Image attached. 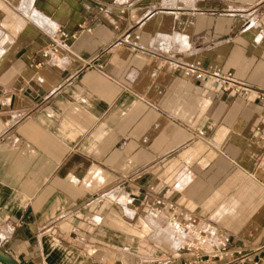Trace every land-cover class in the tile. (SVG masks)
<instances>
[{
    "label": "crops",
    "instance_id": "0c3cea01",
    "mask_svg": "<svg viewBox=\"0 0 264 264\" xmlns=\"http://www.w3.org/2000/svg\"><path fill=\"white\" fill-rule=\"evenodd\" d=\"M258 92L264 0H0V248L20 264H177L193 252L173 216L264 246Z\"/></svg>",
    "mask_w": 264,
    "mask_h": 264
},
{
    "label": "built area",
    "instance_id": "2783aa9c",
    "mask_svg": "<svg viewBox=\"0 0 264 264\" xmlns=\"http://www.w3.org/2000/svg\"><path fill=\"white\" fill-rule=\"evenodd\" d=\"M57 52L58 47L53 44L49 50L43 53V56L48 59ZM183 74L200 83L213 81L216 87H221L225 92L231 90V85L234 84L231 74L221 76L215 70L205 71L194 67H185ZM235 91L238 90L235 88ZM256 97L259 104L264 107V93L258 92ZM258 134L264 142V130H259ZM259 164V170L264 174V155ZM170 224L172 226L171 238L174 243L193 252L192 256L177 264H264V260L254 261L251 258L253 254L264 253V246L253 252L247 250L246 247H230L231 239L229 237L214 227L200 228L189 219L180 222L173 216Z\"/></svg>",
    "mask_w": 264,
    "mask_h": 264
},
{
    "label": "water",
    "instance_id": "95a60500",
    "mask_svg": "<svg viewBox=\"0 0 264 264\" xmlns=\"http://www.w3.org/2000/svg\"><path fill=\"white\" fill-rule=\"evenodd\" d=\"M0 264H20L14 258L8 256L1 248H0Z\"/></svg>",
    "mask_w": 264,
    "mask_h": 264
}]
</instances>
